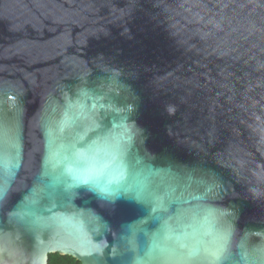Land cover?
<instances>
[{
    "label": "water",
    "instance_id": "1",
    "mask_svg": "<svg viewBox=\"0 0 264 264\" xmlns=\"http://www.w3.org/2000/svg\"><path fill=\"white\" fill-rule=\"evenodd\" d=\"M197 206L264 241V0H0V264H190Z\"/></svg>",
    "mask_w": 264,
    "mask_h": 264
},
{
    "label": "clouds",
    "instance_id": "2",
    "mask_svg": "<svg viewBox=\"0 0 264 264\" xmlns=\"http://www.w3.org/2000/svg\"><path fill=\"white\" fill-rule=\"evenodd\" d=\"M230 213L231 210H228L221 217L216 206H197L179 210L178 214L185 217L207 216L212 220L204 234L205 243L194 258L192 254L188 255L190 264H264V241L258 239L253 241L246 232L239 231L235 221L227 219ZM237 232H241V235L237 246L234 247L233 241ZM135 264L150 262L144 257H137ZM164 264L168 262L165 261Z\"/></svg>",
    "mask_w": 264,
    "mask_h": 264
},
{
    "label": "trees",
    "instance_id": "3",
    "mask_svg": "<svg viewBox=\"0 0 264 264\" xmlns=\"http://www.w3.org/2000/svg\"><path fill=\"white\" fill-rule=\"evenodd\" d=\"M47 264H81L80 261L69 255L51 254Z\"/></svg>",
    "mask_w": 264,
    "mask_h": 264
}]
</instances>
